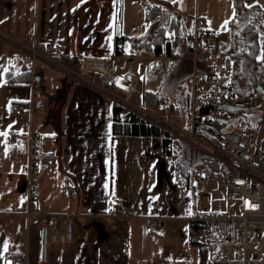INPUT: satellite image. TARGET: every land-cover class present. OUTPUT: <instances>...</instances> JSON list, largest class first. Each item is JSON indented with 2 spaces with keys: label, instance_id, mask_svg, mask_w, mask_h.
I'll return each instance as SVG.
<instances>
[{
  "label": "crops",
  "instance_id": "crops-1",
  "mask_svg": "<svg viewBox=\"0 0 264 264\" xmlns=\"http://www.w3.org/2000/svg\"><path fill=\"white\" fill-rule=\"evenodd\" d=\"M158 1L165 2V11L173 8L170 0H156V3ZM143 2L144 0H0V133L6 134L0 135V264H15L14 257L17 254L20 257L27 256L28 264H177L182 261L174 255L175 246L168 245L169 235L160 231L163 230V220L179 218L175 215L177 209L168 217V214L163 213V207H160L163 202L158 205L160 210L155 205L156 194L161 201L165 196L163 184L154 188L153 158L147 159L145 156H149L151 147L158 144V140L151 137L154 139L152 140L148 136L115 135L113 132L106 134L109 114L103 95L91 88H83L85 84L75 81L50 63L38 60L33 62L32 68L29 63L30 48L34 46H56L69 56L111 57L117 37L124 44V39L120 37L122 27L148 23L147 9L144 16L142 12L138 16ZM248 12L261 15L256 5ZM173 16L177 17L178 14H172L170 10L165 12L163 19H166V25ZM138 18L140 19L136 21ZM179 20L181 24L182 20ZM179 28L181 30V26ZM188 28L182 32L190 34L193 21ZM252 29L248 31V35H252ZM245 32L247 31L242 27L240 33ZM230 38H227L224 55L231 85L235 58L233 54L236 51L230 50L234 46L227 48ZM253 41L264 44V40L260 41L255 37L247 42L246 47ZM133 45L139 50L144 43L133 42ZM180 47L188 53L184 40L174 49L173 56L168 58H179ZM239 47L236 43L237 53ZM156 58H159L158 55ZM230 60L233 61L232 65ZM37 62L40 63L39 68H36ZM24 64L31 71L30 80L8 82L6 73L12 71L19 74L23 71ZM33 80L48 99L43 109L38 108L41 103L33 94ZM247 85L249 86L245 90L251 87L250 84ZM86 96L97 102L103 125L98 134L107 144L112 177L109 201L106 197L97 207L85 201L90 194L94 204L96 191H91L88 187L84 189L74 172L76 164L82 170L83 99ZM30 131L40 135L41 164L51 163L48 169L40 170L39 188L41 189L42 178V190H46L47 194H42L39 198L38 193L34 198V214L44 216L42 225L46 220L45 214H75L72 244L67 247L55 246L51 249L47 262L42 260V225H28L26 218L29 207L26 204L29 202L26 194L25 168L29 149L26 136ZM12 133L17 135L14 140L11 138ZM136 137L140 139V156L143 157L139 163L143 160L146 164L137 168L132 175L125 166L129 149L127 143ZM51 168L54 170L46 172ZM160 170L162 171V167ZM71 184L79 190L75 199L65 196V187L72 186ZM113 197L124 201L121 212L113 209ZM185 211L187 212L180 219L189 222L186 233L190 242L195 237L204 239L202 229L194 237L191 235V225L201 211H194L192 204ZM153 224L157 226L155 233L151 232ZM24 228L29 231V236L24 237ZM167 232L175 230L169 229Z\"/></svg>",
  "mask_w": 264,
  "mask_h": 264
},
{
  "label": "built area",
  "instance_id": "built-area-1",
  "mask_svg": "<svg viewBox=\"0 0 264 264\" xmlns=\"http://www.w3.org/2000/svg\"><path fill=\"white\" fill-rule=\"evenodd\" d=\"M228 35L223 32L211 31L199 16L193 18L192 32L185 39L188 48L187 59L192 64L190 76L191 99L189 123L185 130L177 128L150 110L133 108L131 98L139 92L138 79L134 75L116 73L110 63L99 56H69L63 54L56 46L31 47L32 62L38 60L50 63L67 73L72 79L83 83L113 102L129 108L148 122L160 126L172 135L187 142L197 150L238 173L231 177L225 172V177L215 176L208 172L197 178L202 191L201 214L195 222L201 223L203 236L210 246H231L244 249L243 264H264V153L257 137L246 130L224 131L217 134L222 125L218 123L223 118L224 105H233L250 110L264 111V85L261 92L246 97L239 96L232 89L229 81V68L224 55V47ZM164 42V47L167 46ZM120 55H124L123 42H117ZM165 50L158 54L160 59L168 58ZM33 94L39 99V109L46 107L48 99L43 90L33 80ZM170 112L169 107L163 109ZM247 112V111H245ZM201 130L218 135L212 139ZM15 133L11 138L16 139ZM28 139V162L25 168L27 175V200L36 198L39 192V173L51 167L50 162H40V135L30 131ZM225 171V169H224ZM214 177L224 185V191L229 196V202L238 201L239 214L231 211L214 212L203 205L204 196L210 197L207 179ZM75 186L65 187L70 197L78 194ZM112 206L116 212H121L124 201L112 198ZM75 214L48 213L41 230L42 260L47 262L51 249L55 246L67 247L74 240L73 220ZM27 224H36V215L26 212ZM156 224L151 226L155 233ZM15 264H28V257L15 260Z\"/></svg>",
  "mask_w": 264,
  "mask_h": 264
},
{
  "label": "rangeland",
  "instance_id": "rangeland-1",
  "mask_svg": "<svg viewBox=\"0 0 264 264\" xmlns=\"http://www.w3.org/2000/svg\"><path fill=\"white\" fill-rule=\"evenodd\" d=\"M173 8H168L166 11H171L172 14H178V18L182 20L180 26L181 31L189 29L194 16H199L207 24V28L215 32H223L230 36L229 45L227 48L234 46L236 48V43L240 45L238 48V54H233L235 58H243V64L240 74L237 77V83L240 87L248 88L254 77H260V73H264V62L257 69L254 70L250 63L246 60L247 47L246 44L251 38L258 37L260 41L264 40V0H170ZM156 0H144L139 9V14L136 13L135 16H144V11L147 7L154 5ZM246 5H252L247 7ZM256 5V7L263 12V16L257 14H251L247 10ZM140 6V5H139ZM173 9V10H172ZM239 9L241 11L240 17L238 16ZM233 11H235V18L233 19ZM253 17H256L254 20ZM138 18L136 21H138ZM253 20L252 35H248V31L245 34L240 33L242 27H246L249 22L243 23V21ZM225 21H229L226 27ZM256 21V22H255ZM231 22L234 26L231 28ZM242 22V23H241ZM166 25V19H158L153 22L142 23L141 26H127L122 27L120 31L121 39H124L123 50L124 55L115 52L116 47L111 57H107V61L112 66L116 73L122 74H133L139 79L138 89L139 92L134 94L131 98V103L133 108L146 109L143 103V93L145 90H151L154 92L162 93L166 95L169 101L173 104V109L170 112L160 111L153 112L152 114L157 115L163 121L180 128L182 130L187 129L189 123V114L186 109L187 97L191 96V84H190V74L192 71V65L190 66L187 60L188 53L183 47L178 49L179 58H156L157 54L154 50L148 49L146 46H142L139 50L134 48L132 37L134 35H139L142 38L144 44L150 43L154 37L155 31L158 26ZM135 27V28H134ZM136 29V30H135ZM246 34L248 35L246 37ZM250 34V33H249ZM123 35V36H122ZM245 42V45H243ZM167 51L166 48L164 49ZM231 50V49H230ZM237 52V51H236ZM262 55L259 53V56ZM258 56V57H259ZM169 57V56H168ZM31 60V61H30ZM29 63H31L30 68H32V59L30 58ZM232 65L233 61L230 60ZM191 64V63H190ZM40 63H36V68H39ZM260 72V73H259ZM74 84L78 85L77 82ZM75 85V86H76ZM247 85V86H245ZM83 88L86 87L83 85ZM105 105L108 109V125L106 134L113 132L112 117L113 116V101L107 96L103 95ZM97 102L91 98L87 97L83 99V163L82 170H79L77 164L75 166L76 176L80 179L81 185L84 189L87 187L91 191H96L95 202L92 204L91 196L88 194L86 198V203L94 205L93 207L100 206L102 201L107 197L109 201L110 184H111V169L109 166L108 150L105 141L100 139V128L103 127L101 124L100 112L97 109ZM131 106H129L130 108ZM125 108V107H124ZM125 108L126 111L130 109ZM149 110V109H148ZM260 113V124L253 134L257 137V141L262 143L264 141V111L256 110ZM132 112V111H131ZM66 114V113H65ZM240 121H238L233 127L227 131L238 130L241 131L244 128L239 127ZM239 124V125H238ZM160 127V126H159ZM151 138V137H150ZM152 139V138H151ZM155 139V138H154ZM152 139V140H154ZM158 144L151 147L150 155L147 159L153 158V184L154 188H157L158 184H163L164 197L163 201L158 199L156 194L155 205L161 204L163 207V213L168 217L174 214V210L177 209L175 215L177 219H167L163 220L161 223L163 230H160L165 235H169L168 245L172 244L175 246L174 250L178 259L182 260L177 264H243L242 260L244 258V249L242 247H231V246H210L202 238L198 240V243L194 244L188 239V227L189 222L182 221L180 217H183V213L189 204H192L194 211H201V199L202 191L199 186V182L196 179L194 182L195 190L192 192L182 184V180H178L175 174L176 168L175 164L177 159L175 157L166 156L160 139ZM129 149L127 150V160L125 166L130 169L132 175L136 169L140 166H145L146 161H140L142 155L140 156V139L136 137L132 141L127 143ZM118 155V151H117ZM138 158V160H137ZM161 161H163L161 163ZM162 167V171L160 168ZM225 172L229 176H238V173L229 169L225 165H222ZM54 170L49 169L46 172ZM210 171L205 170L203 172V177ZM219 176L218 174H214ZM43 176V175H42ZM41 176V177H42ZM61 177V176H60ZM201 177V176H200ZM199 178V177H198ZM207 184L212 186L210 188V197L204 196L203 205L206 209H210L214 212L231 211L233 214H239V203L238 201L229 202V196L224 191V185L214 177H210L207 180ZM79 182V181H78ZM41 189L39 188V198L42 194L46 195L47 191L42 190V178H40ZM72 185V184H71ZM73 186V185H72ZM63 188V184H62ZM61 190V189H60ZM156 190V189H155ZM58 192V190L56 189ZM156 191L153 192L155 194ZM65 196L69 195L65 193ZM70 197V196H69ZM75 199L74 197H71ZM34 200L32 199L26 204L28 207V212L34 214ZM159 209V207H158ZM160 210V209H159ZM170 215V216H169ZM37 224L35 226L40 227L42 225L43 215H37ZM75 220H73V231L75 233ZM167 229H166V228ZM180 227V229H179ZM83 230V225L81 226ZM175 230V232H167L168 230ZM24 237L29 236V231L25 228L23 229Z\"/></svg>",
  "mask_w": 264,
  "mask_h": 264
},
{
  "label": "trees",
  "instance_id": "trees-1",
  "mask_svg": "<svg viewBox=\"0 0 264 264\" xmlns=\"http://www.w3.org/2000/svg\"><path fill=\"white\" fill-rule=\"evenodd\" d=\"M165 7L166 4L163 1H158L156 4L147 8L146 11V20L148 22H153L158 19H162L165 17ZM259 10V9H258ZM248 11V10H247ZM259 13L263 16V12L259 10ZM241 11L239 9L238 16L240 17ZM256 20V17L254 18ZM179 18L173 16L168 19L167 25L158 26L154 37L150 43L144 44L148 49L154 50L158 55L166 48V52L169 56H173V51L178 45L182 44L184 40L189 36V33L182 32L179 28L180 22ZM242 23V22H241ZM234 26L233 22H231V28ZM253 28V23L248 24L244 29L246 31H250ZM120 40L117 37L116 44ZM132 41L134 43L141 42V38L139 36L132 37ZM167 41V46L164 47V42ZM116 53L120 54L119 48L115 45ZM232 51H237V48H232ZM264 55V44H260L259 41H253L248 44L246 53V60L250 63L251 67L254 70H257L261 65L262 61L258 59L259 53ZM236 55L239 53L235 52ZM243 58H234L233 64V75H232V83L231 87L235 90L236 94L239 96L250 97L255 95L256 84H253V81L250 83V88L245 90L243 87H240L237 83V77L240 74ZM260 73V72H259ZM261 74L260 84L264 85V73ZM31 71L28 66L24 64L23 71L19 74H16L12 71H8L6 73V80L8 82H21L30 80ZM190 99L191 97H187L186 101V109L188 114L190 112ZM143 103L147 109L153 112H160L165 107H169L173 109V104L169 101L168 97L164 94H160L158 92H154L151 90H145L143 93ZM113 134L115 135H133V136H148L155 139H160L163 151L166 156L175 157L177 159L175 164V174L178 180H182V184L186 185L188 189L192 192L195 190L194 182L195 180L202 176L205 170L210 171L213 174H218L221 177H225V171L222 168V164L212 157L206 155L205 153L197 150L187 142L179 139L175 135H172L167 130L154 125L147 120L143 119L139 115L135 114L131 111H126L125 108L113 102ZM223 118L225 119H233L234 117L241 115L240 125L239 127L244 128L248 132H255L260 124V113L256 110H250L247 112H223ZM261 150L264 153V141L261 146ZM204 226L201 223L193 222L191 225V235L194 237L199 231V229L203 230ZM199 239H193L194 244L198 243ZM20 258V255H16L14 257V261Z\"/></svg>",
  "mask_w": 264,
  "mask_h": 264
},
{
  "label": "water",
  "instance_id": "water-1",
  "mask_svg": "<svg viewBox=\"0 0 264 264\" xmlns=\"http://www.w3.org/2000/svg\"><path fill=\"white\" fill-rule=\"evenodd\" d=\"M260 81H261V76L258 77L257 79H255V84L257 86L256 87L257 92H261L263 89V85L260 84ZM222 110H230V111H234V112L248 111V109L240 108V107L233 106V105H224L222 107ZM240 118H241V115H238V116L234 117L233 119H225V118L219 119L218 123L220 125H222V127L220 130H217L216 128H214V129L216 130L217 134H220L221 132H224V131L230 129L231 127H233L240 120ZM201 131L203 133L207 134L212 139L218 138V135L211 134V133L207 132L206 130H201Z\"/></svg>",
  "mask_w": 264,
  "mask_h": 264
},
{
  "label": "snow or ice",
  "instance_id": "snow-or-ice-1",
  "mask_svg": "<svg viewBox=\"0 0 264 264\" xmlns=\"http://www.w3.org/2000/svg\"><path fill=\"white\" fill-rule=\"evenodd\" d=\"M247 7H251L252 5H246ZM235 18V11H233V19ZM229 21H225V25L223 27H226ZM258 59L262 62H264V55H261L258 57ZM0 135H6L5 133H0Z\"/></svg>",
  "mask_w": 264,
  "mask_h": 264
},
{
  "label": "flooded vegetation",
  "instance_id": "flooded-vegetation-1",
  "mask_svg": "<svg viewBox=\"0 0 264 264\" xmlns=\"http://www.w3.org/2000/svg\"><path fill=\"white\" fill-rule=\"evenodd\" d=\"M255 79H257V77H254V81H255Z\"/></svg>",
  "mask_w": 264,
  "mask_h": 264
}]
</instances>
